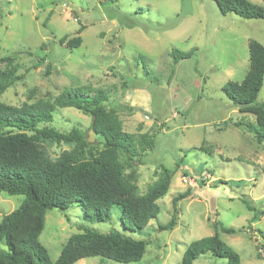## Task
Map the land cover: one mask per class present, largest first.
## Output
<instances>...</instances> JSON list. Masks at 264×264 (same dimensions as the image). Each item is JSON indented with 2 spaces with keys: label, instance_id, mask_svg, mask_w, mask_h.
Returning a JSON list of instances; mask_svg holds the SVG:
<instances>
[{
  "label": "rangeland",
  "instance_id": "1",
  "mask_svg": "<svg viewBox=\"0 0 264 264\" xmlns=\"http://www.w3.org/2000/svg\"><path fill=\"white\" fill-rule=\"evenodd\" d=\"M251 1L264 6V0ZM78 36L80 45L69 46ZM251 39L264 44V18L223 14L216 0H0V71L13 73L1 101L22 107L54 100L66 88L106 92L105 104L124 130L155 134V146L142 154L133 176L126 170L138 192L158 180L161 165L174 171L158 200L160 212L142 229L125 227L120 205L108 210L106 221L92 220L77 203L49 209L40 241L53 262L70 236L89 226L146 240V252L138 261L89 256L74 264H181L191 242L215 233L242 264H264V140L256 136L255 113L240 111L222 89L247 74ZM175 49H194V55L175 60ZM257 102L264 103V84ZM91 123L90 114L64 106L47 124L84 130L90 157L105 147L101 134L90 140ZM43 147L56 160L73 144ZM188 189L176 226L161 229L173 216L174 197ZM23 199L0 193V219ZM7 249L0 241V250ZM227 263L209 252L194 261Z\"/></svg>",
  "mask_w": 264,
  "mask_h": 264
},
{
  "label": "trees",
  "instance_id": "2",
  "mask_svg": "<svg viewBox=\"0 0 264 264\" xmlns=\"http://www.w3.org/2000/svg\"><path fill=\"white\" fill-rule=\"evenodd\" d=\"M223 14L234 12L245 18H264V6L251 0H216ZM82 37L68 42L79 46ZM175 60L189 58L194 49L173 51ZM250 65L242 81L229 80L222 87L242 112H253L259 128L256 136L264 140V103L257 97L264 84V44L249 41ZM12 72L0 71V94L5 91ZM109 95L103 91L88 94L79 89H64L54 100H38L22 107L0 100V193L23 195L22 203L0 219V241L7 250H0V264H74L81 258L102 256L119 262L140 260L148 242L118 230L99 232L81 226V232L70 236L58 259L51 260L48 249L40 241L49 209L66 210L71 204L83 207L92 220L111 218L109 209L122 207V221L127 229L146 227L158 215V200L170 189L174 171L161 165L159 178L145 194H140L126 170L135 167L142 154L155 146V134L131 133L124 130L119 114L108 109ZM74 106L92 116L91 127L101 134L105 147L95 155H86L89 135L78 127L64 132L47 123L54 120L59 107ZM240 124V123H239ZM43 142L73 144L56 160L51 159ZM191 189L174 197L171 220L161 229H173L179 217L178 202L189 196ZM249 209L253 204L244 199ZM217 227V225H216ZM233 233L235 228L223 227ZM264 248V247H262ZM261 249V248H260ZM228 259L227 264H242L237 251L227 245L218 233L191 242L181 264H194L205 253ZM261 253V252H260Z\"/></svg>",
  "mask_w": 264,
  "mask_h": 264
},
{
  "label": "water",
  "instance_id": "3",
  "mask_svg": "<svg viewBox=\"0 0 264 264\" xmlns=\"http://www.w3.org/2000/svg\"><path fill=\"white\" fill-rule=\"evenodd\" d=\"M94 132H95V130L92 129V131L90 132V140H92V137H93V135H94Z\"/></svg>",
  "mask_w": 264,
  "mask_h": 264
},
{
  "label": "built area",
  "instance_id": "4",
  "mask_svg": "<svg viewBox=\"0 0 264 264\" xmlns=\"http://www.w3.org/2000/svg\"><path fill=\"white\" fill-rule=\"evenodd\" d=\"M260 252H261L262 255H264V248H261Z\"/></svg>",
  "mask_w": 264,
  "mask_h": 264
}]
</instances>
